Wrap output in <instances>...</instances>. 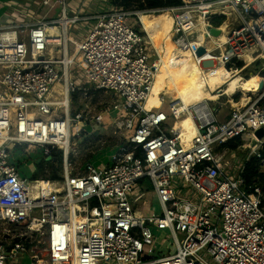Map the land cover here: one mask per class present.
<instances>
[{
    "label": "built area",
    "instance_id": "1",
    "mask_svg": "<svg viewBox=\"0 0 264 264\" xmlns=\"http://www.w3.org/2000/svg\"><path fill=\"white\" fill-rule=\"evenodd\" d=\"M100 1L107 6L81 14L82 7L68 11L66 0H18L10 20L0 22V264H21L27 253L48 264H264V136L255 135L264 129V87L223 118L210 100L180 106L164 93L166 110L147 109L161 51L140 19L167 11L181 53L232 71L254 45L255 59H264V0H182L147 10ZM57 5L59 16L48 17ZM221 16L229 21L225 40L206 55L197 19L208 35V27L225 23L213 25ZM57 83L66 103L52 96ZM91 90L112 93L105 113L127 141L105 166L91 162L72 174V137L103 122L82 102ZM184 117L194 124L190 138L178 124ZM237 137L244 143L225 146ZM29 145L31 160L43 156L36 164L61 151L62 179L45 189L35 186L46 180L21 175L24 164L10 157ZM252 157L257 175L249 184L242 173ZM148 192L159 215L142 213ZM154 229H168L174 253L153 255Z\"/></svg>",
    "mask_w": 264,
    "mask_h": 264
},
{
    "label": "rangeland",
    "instance_id": "2",
    "mask_svg": "<svg viewBox=\"0 0 264 264\" xmlns=\"http://www.w3.org/2000/svg\"><path fill=\"white\" fill-rule=\"evenodd\" d=\"M83 1L84 0H66L68 11H70L71 8L78 9L82 7L79 13L86 14L89 12H97L98 10H101L102 8H105L107 6L106 2L100 0H89L86 1V3L85 1L84 2ZM82 2L83 5L85 4L84 6H82ZM34 3L37 4L36 0ZM32 8H36V7H32ZM47 11H48V7H43L39 12V16H42ZM59 14H60V5H57L56 8L48 12V17H58ZM150 14L151 15H147V14L144 15V20L150 30L152 27L158 39L160 38L164 39L162 44L164 43L165 45L164 44L161 45V48L158 47V49L159 51H161V56L163 55V59L166 63V66L173 75L176 84L178 83V85L181 86L180 90L186 95L185 100L189 102L191 99L201 98L199 97L200 93L202 94L203 97L209 99L208 95H211V91L209 87L204 83V79H203L204 77L202 74L199 73L198 66L195 64L194 60L191 57H186L185 53H181L177 49V47H175V44L173 42L174 40L172 38L173 17L167 11H161L158 13H150ZM223 20L226 21L225 17ZM91 23H94V21H92ZM84 29L86 32L89 31V29L87 28ZM168 33H170L169 40H167ZM240 60L245 61L244 59H240ZM255 60L256 59H254L248 66H246L244 62H240L242 65L237 64V66L234 67V69H239L238 74L245 79L250 78L252 73L259 74L261 77L264 78V59H258L256 61ZM208 66H212V65L211 64L205 65V67ZM242 67H244V70L241 71V69H243ZM226 69L231 71L230 67H226ZM182 80L184 81V84H182ZM160 83H163L162 80H158L155 84L157 87H159ZM165 83L168 84L169 82L165 81ZM194 86L197 87L199 86V88ZM204 87H206L207 89L205 92L203 91ZM225 88L226 85H223L222 87L216 89L215 94H217L216 95L217 99L212 100V103L210 102L212 106H216L217 109L221 111L222 116L229 113L230 108L234 106L233 102L242 101L244 95H246V97H244L245 99L249 98L250 100L255 98L254 93H245L241 89H237L236 92H234L232 95H226L224 92ZM262 89H260V91ZM235 97H237L238 99H235ZM73 100L75 102L77 101L76 95H73ZM112 100H113L112 93L91 90L88 99L82 101L88 108H90L91 112H93L96 116L105 115V117H103V122H102L103 124L102 129L104 130L101 132V134H99L100 130L97 129L96 132H94L96 136H93L92 134H90L93 133L92 127L89 125H84L82 126L83 130L79 132V135L78 136L74 135L72 137V146L74 147L75 150V152H72L69 157V159L72 161V166H71L72 174L77 173L87 163H91V162H94L95 164L100 163L101 166H105L108 160L110 159V157L112 156V154L116 152L121 145H126L127 140L124 133L116 129L115 124L111 122L113 121L112 119L113 115L111 114L112 117L110 116L109 119V116L105 113V110L109 108V104ZM165 100L166 101L175 100V97L173 96L172 93H165ZM75 106H77V102L73 103L71 98V109L74 110ZM113 114L116 115L115 112H113ZM243 143L244 142L241 139V144ZM23 148L24 147L15 148L14 155L11 156L10 159L12 161H16V163L20 162L24 164L20 169L21 175L26 176L28 178H32L33 175L36 173L38 166L36 162L33 160L39 157L40 154L32 153L31 155L32 160H31L30 156L26 152L28 151L34 152L35 150L34 146L29 145L25 151H23ZM54 154H56V152ZM42 158L43 156L39 157L40 160ZM48 162L50 165H53L54 167L58 168L59 175L62 176V173L64 172L62 165L63 161L61 160V162L59 163L57 157L50 156ZM49 164L47 163V166ZM49 169H47L48 172ZM187 189L188 188L183 185L181 188V192L184 193L187 191ZM146 197L151 201V203L141 206L142 213L145 216H150L152 214L159 215L161 213V207L158 204L157 199L153 198L152 193L150 192L147 193ZM154 233L158 237L156 243V251L153 253L154 256L165 255L168 253V251L171 253L175 252V245L172 239L170 238L168 229H164L163 231L154 229ZM21 259L20 261L22 264Z\"/></svg>",
    "mask_w": 264,
    "mask_h": 264
},
{
    "label": "bare ground",
    "instance_id": "3",
    "mask_svg": "<svg viewBox=\"0 0 264 264\" xmlns=\"http://www.w3.org/2000/svg\"><path fill=\"white\" fill-rule=\"evenodd\" d=\"M144 15L146 14H142L140 19L142 21V23L144 24L145 29H147L149 31V33L151 34L153 41L155 42V45L159 48H161V44L164 41L163 38H160L157 40V37L155 36V32L151 27V30L149 29L148 25L146 24L145 20H144ZM206 23L203 21L202 18H198L196 25H195V31L197 33V37L196 40L200 45H205L208 53L210 50H212V48L217 44V43H221L222 41L225 40V36H226V32H227V27L229 25V21H225V23H223L220 26V34L218 36H213L211 34H206ZM51 33H56L55 29H51L50 30ZM52 38H54L55 41H59V38L57 36H53ZM169 40L170 39V33H168V37ZM220 48H223L222 46H220ZM257 49V46H253L250 48H247L244 53L241 55L240 59H244V63L246 66L250 65V63L255 59V57H253V51H255ZM252 54V55H251ZM207 58V57H205ZM161 64L162 67L161 69L156 72L155 77H154V81L150 90V93L148 94L147 100L151 95V91L152 88L154 86V84L158 81V80H162V82L164 83L165 81L169 82L170 85L172 86V88L174 89V97L175 100L179 101V105L180 106H188V105H194V104H198L201 103L204 100H216L217 99V94H215L216 89H218L219 87H222L223 85H226L225 88V94L226 95H232L234 92H236L237 89H241L243 92L245 93H254L256 94L258 91H260V89H262V87L264 86V78L261 77L259 74H252L250 76V78L245 79L243 78L241 75L238 74V69H233L232 71H229L226 69V67L224 66L223 63L221 62H216L215 64H213L212 66H208L205 67V65H208L209 63H200L198 66V70L199 73L203 75V79H204V83L209 87L210 91H211V95H208V98H205L202 96V94H199L198 99H191L189 102H187L185 100V97L183 95V93L179 90L175 79L173 77V75L171 74V72L168 70L166 63L163 59V55L161 56ZM207 89L206 87H204L203 91L205 92ZM52 96L55 98H63L61 101H63L64 103L67 102V98L64 96V90L62 88V86L60 85V83H57L54 86L53 89V93ZM244 97H246V95H244ZM243 100L240 101L239 105L244 106L249 102V98H244ZM158 99L160 100V95H158ZM146 100V102H147ZM145 102V106L147 108ZM236 106V102H233ZM150 109V108H147ZM187 119L190 120L191 122V127L189 130H187V136L190 138L192 137L193 133H194V124L192 122V120L189 117H185ZM178 124L180 126V120L178 121ZM44 188L46 189L48 186L43 185ZM37 188V186H35Z\"/></svg>",
    "mask_w": 264,
    "mask_h": 264
},
{
    "label": "trees",
    "instance_id": "4",
    "mask_svg": "<svg viewBox=\"0 0 264 264\" xmlns=\"http://www.w3.org/2000/svg\"><path fill=\"white\" fill-rule=\"evenodd\" d=\"M112 5L122 7L125 10H147V9H156V8H164L169 6H179L182 3V0H108ZM224 17H214L212 20L213 25L219 26L223 22ZM237 64L242 65L240 62ZM253 74V73H252ZM255 74V73H254ZM247 78V77H246ZM235 99H238L235 97ZM180 123L184 129L189 130L191 127V122L187 118L180 119ZM241 144L240 137L232 139L226 143L225 146L234 149ZM56 152V154H54ZM262 154L264 155V150H262ZM50 156L57 157L58 162L60 163L62 160V153L58 149H51ZM48 161H41L37 165V171L33 175V179H43L45 182L37 181L36 186L45 185L49 186L48 181H55L60 179L59 169L54 167L53 165H48ZM50 168V169H49ZM49 169V172L47 171ZM242 175L246 178L247 183H251L253 176L257 175V159L252 157L245 164V169ZM264 186V185H263Z\"/></svg>",
    "mask_w": 264,
    "mask_h": 264
},
{
    "label": "crops",
    "instance_id": "5",
    "mask_svg": "<svg viewBox=\"0 0 264 264\" xmlns=\"http://www.w3.org/2000/svg\"><path fill=\"white\" fill-rule=\"evenodd\" d=\"M16 1H18V0H0V22L1 23H6L8 20H10L11 12L13 11L12 5H14L16 3ZM157 40H158V38H157ZM163 44H161V45H163ZM242 68L243 69L240 68L241 71L244 70V67H242ZM182 84H184V81L183 80H182ZM177 85H178V83H177ZM194 87H197V86H194ZM178 88L180 90L181 86L178 85ZM197 88H199V86ZM191 89H193V88H191ZM152 90H153L152 91V94L150 95V97L148 98V100L146 102L147 108L155 109V110L156 109L166 110L167 105L161 104V102L158 99V95H161L163 93H164V95H165V93H172L173 96H174V91H173V88L170 85V83H168V84L165 83V82L164 83H160V86L159 87H157L156 84H155ZM156 94H157V96H156ZM183 95H184V97L186 96L184 93H183ZM210 101L212 103V100H210ZM214 107L217 108L216 106H214ZM227 114H225L224 116H222L221 115V111L218 110V116H219V118L225 117ZM103 117H105V115ZM109 119H110V117H109ZM100 127H101V129H100ZM102 127L103 126L101 124V125H98L95 129L92 128V132L93 133H90V134H92L93 136H96L94 134V132H96L97 129L100 130L99 133L101 134V132L104 130V129H102ZM97 136H98V134H97ZM96 164L99 165V166H101L100 163H96ZM21 260H22V264H48L47 261L44 260V259H40L39 262H38V258L37 257H35L33 259L31 253H27L26 255H24Z\"/></svg>",
    "mask_w": 264,
    "mask_h": 264
},
{
    "label": "water",
    "instance_id": "6",
    "mask_svg": "<svg viewBox=\"0 0 264 264\" xmlns=\"http://www.w3.org/2000/svg\"><path fill=\"white\" fill-rule=\"evenodd\" d=\"M209 34L213 36H218L220 34V29L215 27H208ZM205 52V47L198 48L196 54L198 56L202 55ZM255 135L258 138H262L264 136V129H259L255 132Z\"/></svg>",
    "mask_w": 264,
    "mask_h": 264
}]
</instances>
